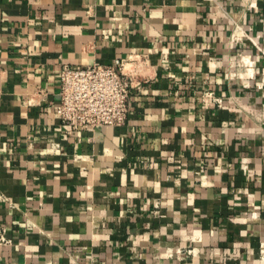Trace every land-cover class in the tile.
<instances>
[{
    "label": "crops",
    "instance_id": "1",
    "mask_svg": "<svg viewBox=\"0 0 264 264\" xmlns=\"http://www.w3.org/2000/svg\"><path fill=\"white\" fill-rule=\"evenodd\" d=\"M119 58L126 122L69 133L63 64ZM0 232V264H262L264 0H0Z\"/></svg>",
    "mask_w": 264,
    "mask_h": 264
},
{
    "label": "built area",
    "instance_id": "2",
    "mask_svg": "<svg viewBox=\"0 0 264 264\" xmlns=\"http://www.w3.org/2000/svg\"><path fill=\"white\" fill-rule=\"evenodd\" d=\"M125 64L122 58L111 64H63L56 116L62 125L68 126L69 133L102 125L120 126L126 122L132 87L141 86V82L125 71ZM8 242L10 240L0 232V244ZM187 252L193 254L194 249ZM260 254V262L264 264V242L260 245Z\"/></svg>",
    "mask_w": 264,
    "mask_h": 264
}]
</instances>
